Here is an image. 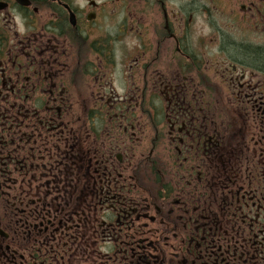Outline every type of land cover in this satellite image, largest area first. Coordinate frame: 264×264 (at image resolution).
I'll list each match as a JSON object with an SVG mask.
<instances>
[{"label":"flooded vegetation","instance_id":"flooded-vegetation-1","mask_svg":"<svg viewBox=\"0 0 264 264\" xmlns=\"http://www.w3.org/2000/svg\"><path fill=\"white\" fill-rule=\"evenodd\" d=\"M0 264H264V0H0Z\"/></svg>","mask_w":264,"mask_h":264}]
</instances>
